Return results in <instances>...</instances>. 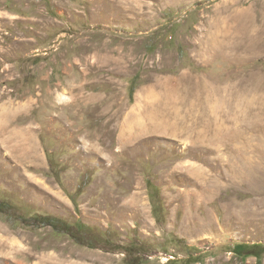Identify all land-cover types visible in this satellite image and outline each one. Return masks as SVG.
Returning a JSON list of instances; mask_svg holds the SVG:
<instances>
[{
    "label": "rangeland",
    "instance_id": "obj_1",
    "mask_svg": "<svg viewBox=\"0 0 264 264\" xmlns=\"http://www.w3.org/2000/svg\"><path fill=\"white\" fill-rule=\"evenodd\" d=\"M0 264H257L264 0H0ZM264 264V255H262Z\"/></svg>",
    "mask_w": 264,
    "mask_h": 264
},
{
    "label": "trees",
    "instance_id": "obj_2",
    "mask_svg": "<svg viewBox=\"0 0 264 264\" xmlns=\"http://www.w3.org/2000/svg\"><path fill=\"white\" fill-rule=\"evenodd\" d=\"M0 215L5 216L8 220L20 222L33 229L51 228L58 234L68 235L74 239L78 244V238L75 235L76 229L67 225L63 221L54 217H38L25 218L17 213L15 208L9 203L0 201ZM232 253L238 258L254 256L257 259V264H263L262 255H264V248L254 245H236Z\"/></svg>",
    "mask_w": 264,
    "mask_h": 264
}]
</instances>
